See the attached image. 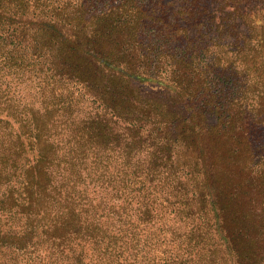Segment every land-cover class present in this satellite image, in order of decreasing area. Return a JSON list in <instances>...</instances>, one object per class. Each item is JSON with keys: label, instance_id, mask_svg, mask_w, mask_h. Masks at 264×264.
Segmentation results:
<instances>
[{"label": "trees", "instance_id": "obj_1", "mask_svg": "<svg viewBox=\"0 0 264 264\" xmlns=\"http://www.w3.org/2000/svg\"><path fill=\"white\" fill-rule=\"evenodd\" d=\"M262 138L264 0H0V264H262Z\"/></svg>", "mask_w": 264, "mask_h": 264}, {"label": "rangeland", "instance_id": "obj_2", "mask_svg": "<svg viewBox=\"0 0 264 264\" xmlns=\"http://www.w3.org/2000/svg\"><path fill=\"white\" fill-rule=\"evenodd\" d=\"M143 87H145L146 89H149L150 87L159 88V84L154 80L146 79L143 84ZM57 120H58V125H57L58 132H64V131L71 132L75 128L76 126L75 122L79 120V117L77 116V114L70 115L66 113L65 115L58 118ZM65 138H66V142H68L69 145L76 144L75 138L69 137L67 134ZM263 139L264 138H262V140ZM94 146L95 148H92V149L91 147L89 148L90 156L87 159H83V161H84V165L87 166V169L84 172V175L88 176L89 179H95V181H93L88 186L89 190L87 192L83 191L82 193L88 195L87 199H91L93 198V195L95 196L97 195L98 191L104 189L102 194L107 195V201L104 204L112 205L114 202V196L112 197V194L113 195L115 194L114 192L115 190H113L112 186H109V187L107 186L112 184L111 180L114 178L115 174L117 173L118 168H119V163L121 162V160L117 159V153L112 149L110 145H106V146L93 145V147ZM93 151L96 154L94 157H91V154ZM260 151H261V155H259V158L264 155V140L261 143ZM94 158L96 160V164L95 163L91 164V160H93ZM105 165H107V167ZM172 222L173 220H170V222L168 223H172ZM174 224L175 225L173 226L175 228L170 227L169 230L171 229L177 230L176 232L177 235H180L182 232H184L182 223L174 222ZM169 230L167 229L166 235L169 232ZM148 231L151 233H154V236L151 237L150 239L155 237L152 240V242L156 244V254H157L156 259L161 263L163 260L164 264H166L167 257L170 256L169 250L174 249V248L178 249L179 247L177 241L173 239L170 241L169 236L167 239L166 238L164 239V237H166L165 232L163 231L160 232L156 230V228H153V229L149 228ZM175 236L176 235L172 233V237H175ZM227 253L229 252L227 251ZM263 263L264 261L262 262V264ZM218 264H221V263H218Z\"/></svg>", "mask_w": 264, "mask_h": 264}]
</instances>
